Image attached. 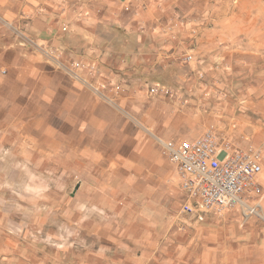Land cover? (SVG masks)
Masks as SVG:
<instances>
[{"label": "rangeland", "instance_id": "rangeland-1", "mask_svg": "<svg viewBox=\"0 0 264 264\" xmlns=\"http://www.w3.org/2000/svg\"><path fill=\"white\" fill-rule=\"evenodd\" d=\"M210 124L263 149L234 262L264 264V0H0V264H137L159 217L128 186L161 182L121 151Z\"/></svg>", "mask_w": 264, "mask_h": 264}, {"label": "crops", "instance_id": "crops-1", "mask_svg": "<svg viewBox=\"0 0 264 264\" xmlns=\"http://www.w3.org/2000/svg\"><path fill=\"white\" fill-rule=\"evenodd\" d=\"M27 72L28 70H25V73ZM129 88L128 93L132 97H151L138 84L131 83ZM90 107L92 108L93 104ZM175 137L176 135L166 134V137L160 138ZM47 141L49 145L56 142ZM121 153L123 157H128L123 159L124 165L128 167L132 166L130 161L134 156L144 160V162H149L148 169H156L161 182L159 185H139L143 183L140 180L137 182L138 185L131 184L132 186H128L129 194H143L140 197H144L146 200L143 205H146L147 215L150 218L155 217V215L159 217L157 224H155L158 226L156 228L158 235L144 242L141 252L137 254L138 258L134 260L137 264H235L234 259L236 257L239 261L244 259L243 250L251 247L253 243L251 240H254L255 236L252 231L245 234L242 227V217L238 215L236 209L228 210L222 214L208 213L204 220L197 219L195 215L181 213L180 208L184 195L180 190L181 203L178 206L176 195L165 184V180L172 178L176 172V167L162 155L159 145L157 153L149 145L137 155H130L129 153L126 155L124 149ZM137 169V174L134 172L130 174L129 171L130 181L142 175L140 171L143 169ZM151 203L157 204L158 209H152L149 205ZM246 221L251 225L255 222L251 218ZM150 227L154 230L153 223ZM236 264L239 262L236 261Z\"/></svg>", "mask_w": 264, "mask_h": 264}, {"label": "built area", "instance_id": "built-area-1", "mask_svg": "<svg viewBox=\"0 0 264 264\" xmlns=\"http://www.w3.org/2000/svg\"><path fill=\"white\" fill-rule=\"evenodd\" d=\"M75 68L92 73L97 67L77 62ZM149 93L159 94L160 89L152 86ZM157 142L162 155L176 167L184 195L181 213L204 220L208 213L222 214L238 207L256 211L249 198L260 189L262 147L240 146L231 135L220 133L215 124L208 125L197 137L158 138Z\"/></svg>", "mask_w": 264, "mask_h": 264}]
</instances>
